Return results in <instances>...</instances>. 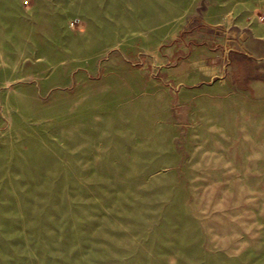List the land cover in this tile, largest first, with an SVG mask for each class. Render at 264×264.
<instances>
[{
	"label": "rangeland",
	"instance_id": "rangeland-1",
	"mask_svg": "<svg viewBox=\"0 0 264 264\" xmlns=\"http://www.w3.org/2000/svg\"><path fill=\"white\" fill-rule=\"evenodd\" d=\"M244 5L0 0V264H264Z\"/></svg>",
	"mask_w": 264,
	"mask_h": 264
},
{
	"label": "crops",
	"instance_id": "crops-1",
	"mask_svg": "<svg viewBox=\"0 0 264 264\" xmlns=\"http://www.w3.org/2000/svg\"><path fill=\"white\" fill-rule=\"evenodd\" d=\"M243 15L253 19L252 29L245 28L246 33L251 37L252 41L249 45L242 43L245 50L242 54L233 53L232 56L228 53V63H232L233 59L248 61L255 70V84L264 85V0H244ZM258 16V21L256 17ZM243 20L240 19V23ZM231 57V58H229ZM232 61V62H231ZM239 62V61H238Z\"/></svg>",
	"mask_w": 264,
	"mask_h": 264
},
{
	"label": "water",
	"instance_id": "water-1",
	"mask_svg": "<svg viewBox=\"0 0 264 264\" xmlns=\"http://www.w3.org/2000/svg\"><path fill=\"white\" fill-rule=\"evenodd\" d=\"M241 41H242L244 44L249 45L250 42L252 41V39H251V37H250L247 33H245V35H243V36L241 37Z\"/></svg>",
	"mask_w": 264,
	"mask_h": 264
}]
</instances>
